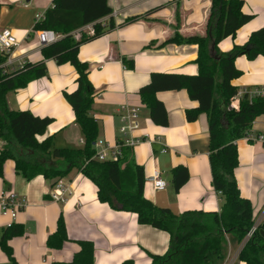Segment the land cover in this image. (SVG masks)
Here are the masks:
<instances>
[{
	"label": "crops",
	"instance_id": "1",
	"mask_svg": "<svg viewBox=\"0 0 264 264\" xmlns=\"http://www.w3.org/2000/svg\"><path fill=\"white\" fill-rule=\"evenodd\" d=\"M0 4V31L12 30L19 42L3 71L13 73L26 63L42 61L48 69L45 77L9 92V108L52 120L45 134L37 137L39 142L51 138L55 147L81 148L82 131L65 97L77 89V71L69 63L59 65L54 59H44L39 31L34 30L36 22L53 7V0H0ZM108 5L113 13L101 22L107 26L113 21L115 27L84 43L78 52L79 60L89 65V80L95 88L91 116L99 120L100 126L96 152L105 147L114 148L121 139V106L129 104L139 108L140 128L133 135L146 141L133 148L136 160L144 167L145 181L157 169L167 182L166 190L156 191L146 181L145 197L176 215L187 211L220 213L223 199L212 185L207 115L201 114L189 122L186 110L197 107L198 103L190 99L186 90L164 91L157 98L166 107L168 125L158 126L152 122L148 108L138 95L153 73L198 74V45L165 43L177 33L183 37H206L211 0H108ZM242 11L253 19L234 37L221 41V53H229L235 45H244L253 32L264 26V0H244ZM134 17L137 20L129 22ZM128 62L133 63L132 69L128 68ZM235 65L242 72L232 81L235 87L239 90L264 87V56L251 60L241 55ZM251 129L255 134H264V115L256 118ZM237 145L239 165L235 178L242 197L252 203L255 224L264 218V145L244 139ZM36 159V156L30 157L31 161ZM181 165L188 169L189 179L177 192L171 183V174ZM62 180L68 195L64 201L54 202L50 198L55 186L52 181L43 176L27 181L16 172L14 161L6 162L0 190H13L27 202L15 221L0 212V229L13 223L24 225V235L9 242L18 264L69 262L79 251L76 241L80 240L94 243V264H122L126 260L151 264V255L167 253L170 247L167 232L140 225L136 214L101 203L97 187L78 171H72ZM60 216L65 219L71 241L60 250H51L47 239L55 232ZM239 248L237 251L231 248L220 264L235 260L245 264L238 262ZM0 264H11L1 248Z\"/></svg>",
	"mask_w": 264,
	"mask_h": 264
},
{
	"label": "trees",
	"instance_id": "2",
	"mask_svg": "<svg viewBox=\"0 0 264 264\" xmlns=\"http://www.w3.org/2000/svg\"><path fill=\"white\" fill-rule=\"evenodd\" d=\"M211 3L206 37H183L177 33L165 43L198 45V74L153 73L138 95L158 126L168 125L166 107L157 98L164 91L186 90L190 99L198 103L197 107L186 110L189 122L201 114L207 115L212 185L223 199L220 213L187 211L176 215L169 208L153 204L145 197L144 167L137 162L132 148L123 147L121 158L115 161L102 162L95 158L100 132L99 120L91 116L95 88L89 80V65L79 60L78 52L84 43L115 27L113 21L107 26L101 22L113 13L108 0H53V7L34 27L35 31L50 30L64 36L57 43L43 47L44 59H54L59 65L69 63L77 71V89L65 97L82 131L84 145L79 149L55 147L51 138L39 142L37 137L45 134L52 120L30 111H14L8 106L9 92L25 88L48 74L46 62L26 63L17 71L6 73L1 66L8 55L0 51V137L6 142L0 152V178L9 160L15 162L16 172L27 181L43 176L55 185L57 180L78 171L97 187L101 203L117 211L134 213L140 225H150L170 235L169 250L164 255H151V264H214L225 260L230 248L242 245L255 222L252 203L242 197L235 178L239 165L237 142L244 138L256 118L264 115V99L235 100L239 89L232 81L242 74L235 65L237 57L246 55L252 60L264 56V26L253 32L244 45H235L229 53H221V41L234 37L253 16L243 13L244 0H211ZM136 20L134 17L129 22ZM91 24L94 36L75 37L76 31ZM127 66L132 69L133 63L128 62ZM43 155L47 158L39 157ZM33 156L37 159L31 161ZM188 179L185 166L173 169L171 183L177 192ZM262 228L261 225L240 250L239 263L264 264ZM24 233V225L20 223L0 229V248L11 264L18 263L9 242ZM69 241L65 219L60 216L55 232L47 239V247L60 250ZM76 243L79 251L71 261L52 264H94V243L88 240ZM122 264L135 263L126 260Z\"/></svg>",
	"mask_w": 264,
	"mask_h": 264
},
{
	"label": "built area",
	"instance_id": "3",
	"mask_svg": "<svg viewBox=\"0 0 264 264\" xmlns=\"http://www.w3.org/2000/svg\"><path fill=\"white\" fill-rule=\"evenodd\" d=\"M74 35L77 39L82 37V35H86L88 37L94 36V26L92 24L88 25L87 32L86 28H82L76 31ZM63 37V35L50 30H43L38 32V41L42 47L50 46L54 43H57ZM18 44L19 42L16 36L13 34L12 30L3 29L0 31V51L9 56L6 62L10 61V54L12 50H14V48L18 46ZM4 64L1 67H3ZM243 97H245L249 102H252L255 98L264 99V87L256 89L239 90L234 99L239 101ZM138 119L139 108L130 106L129 104L121 106L119 111V133L121 139L118 141V144L114 148L105 147L100 151L96 152L95 158L102 162L115 161L121 158L123 147H129L133 149L138 144L146 141L144 137H135L133 135V133L140 128ZM243 139L248 143H260L264 145V134H255L252 129H249L246 132ZM81 143L84 144V140H82ZM149 143L151 142L149 141ZM5 146L6 142L0 137V152L4 149ZM96 147H99L97 143H95V148ZM163 152H166V149H164ZM146 181L147 184L156 191H164L167 188V182L162 177V173L157 169L153 170L152 174L147 178ZM68 191L69 190L64 184L63 180H57L52 192L50 193V198L54 202H62L68 195ZM26 205V200L20 197L15 191L0 190V212L2 213V215L9 216L13 221H15L19 212L24 210L26 208ZM262 222L263 218H261L254 224L252 229L247 234L246 239L240 246L238 254L240 250L245 246L247 241L256 233L258 228L262 225ZM234 262L229 264H234Z\"/></svg>",
	"mask_w": 264,
	"mask_h": 264
},
{
	"label": "rangeland",
	"instance_id": "4",
	"mask_svg": "<svg viewBox=\"0 0 264 264\" xmlns=\"http://www.w3.org/2000/svg\"><path fill=\"white\" fill-rule=\"evenodd\" d=\"M263 220H264V218H263ZM262 224H263V222H262ZM240 247V246H239ZM231 249V248H230ZM232 250H234V251H237L238 250V247L237 248H232ZM234 251H232V252H234ZM229 252H230V250H229ZM219 261H216V262H214V264H216V263H218ZM219 264H220V262H219ZM236 264H238L237 263V261H236Z\"/></svg>",
	"mask_w": 264,
	"mask_h": 264
},
{
	"label": "water",
	"instance_id": "5",
	"mask_svg": "<svg viewBox=\"0 0 264 264\" xmlns=\"http://www.w3.org/2000/svg\"><path fill=\"white\" fill-rule=\"evenodd\" d=\"M262 230L260 231V234L262 235V237L264 238V223L262 224Z\"/></svg>",
	"mask_w": 264,
	"mask_h": 264
}]
</instances>
